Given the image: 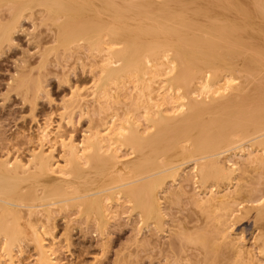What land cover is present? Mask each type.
<instances>
[{
    "label": "bare ground",
    "instance_id": "6f19581e",
    "mask_svg": "<svg viewBox=\"0 0 264 264\" xmlns=\"http://www.w3.org/2000/svg\"><path fill=\"white\" fill-rule=\"evenodd\" d=\"M36 13L52 28L48 53L86 51L97 59L98 98L110 102L104 116L120 124L96 131L81 153L55 136L66 151L65 167L52 160V146L32 150L29 160L0 158V262L28 239L40 262L55 264L36 223L44 224L58 206L77 205L103 227L107 202L121 193L155 224L163 181L180 175L184 162L193 163L201 184L229 185L237 169L236 161L227 165V152L264 147V0H0V19L8 17L0 23V48L13 41L19 19ZM127 84L135 91L128 110L144 118L146 133L131 124L126 103L121 115L110 114ZM44 140L52 141L47 126L39 135ZM116 143L130 147V159H120L111 148ZM224 198L232 195L209 201ZM254 228L253 246L264 261V199ZM222 233L246 255L241 264H258Z\"/></svg>",
    "mask_w": 264,
    "mask_h": 264
},
{
    "label": "rangeland",
    "instance_id": "374dc122",
    "mask_svg": "<svg viewBox=\"0 0 264 264\" xmlns=\"http://www.w3.org/2000/svg\"><path fill=\"white\" fill-rule=\"evenodd\" d=\"M2 17L0 23H6L7 14ZM52 35L44 15L36 13L19 19L11 36L13 41L0 48V158L7 155L10 160L15 157L29 160L32 150L41 146L48 151L52 146V160L65 167L66 151L59 140L78 146L81 153L96 131H110L120 124L117 119L104 116L110 102L98 98L101 73L97 59L86 51L48 53ZM133 93L132 85L127 84L118 93L120 98L113 99L110 114L121 115L122 105H127L125 110L129 111L126 114L132 119L131 124L140 133H146L144 118L128 110L135 100ZM163 109L169 107L164 105ZM45 126L51 142L39 141ZM55 136L59 140L54 141ZM116 144L111 148L120 159H130V147ZM243 150L242 154L236 150L227 152L230 156L226 158L227 165L235 161L237 164L229 185L201 184L193 177L190 161L182 164L180 175L167 176L163 190L158 193L161 218L155 224L145 221L133 201L121 193L107 202L103 227L77 205L56 207L49 220L36 223L48 257L55 264L244 263L246 255L232 249L226 238L222 239L225 230L237 246L250 251L258 264H264L253 246L258 234L254 230L256 208L264 199V147H243ZM227 194L232 198H224L219 204L209 201ZM217 229L221 231L219 234H215ZM214 247L216 254L212 251ZM12 256L10 260L2 257L0 264H43L36 245L28 239L16 244Z\"/></svg>",
    "mask_w": 264,
    "mask_h": 264
}]
</instances>
